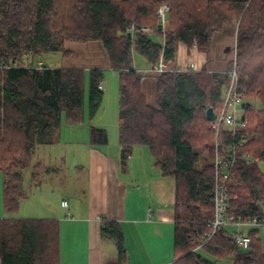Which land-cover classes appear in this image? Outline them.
<instances>
[{
  "label": "trees",
  "instance_id": "16d2710c",
  "mask_svg": "<svg viewBox=\"0 0 264 264\" xmlns=\"http://www.w3.org/2000/svg\"><path fill=\"white\" fill-rule=\"evenodd\" d=\"M164 1L170 9L162 31L157 11ZM234 22L236 46L226 51L230 59L225 70L158 73L155 104L148 103L142 75L134 66V50L152 66L161 56L173 61L180 44L195 47L210 60L216 37ZM132 25L136 26L133 30ZM144 26L153 33L139 31ZM66 41H100L119 74L122 165L135 146L146 145L161 173L174 178L175 259L171 264H215L197 252L200 247L216 258L231 257L232 264H264L258 237L264 227L247 232L251 244L246 250L235 242L237 230L231 232L227 226L202 243L209 228L206 220L214 213L217 150L206 110L221 108L234 56L247 123L236 129L225 124L219 131L218 149L235 152L228 212L264 218V171L258 161L246 157L249 154L264 162V0H0V172L8 213L0 217L1 264H60L59 221L12 214L26 193L23 172L33 166L36 147L59 141L63 124L84 122L88 82L90 120L104 100V90L99 88L104 69L35 62L46 52L73 55ZM108 141L106 128L90 125L91 144ZM102 231L114 238L123 254L119 224L105 220Z\"/></svg>",
  "mask_w": 264,
  "mask_h": 264
},
{
  "label": "crops",
  "instance_id": "0c3cea01",
  "mask_svg": "<svg viewBox=\"0 0 264 264\" xmlns=\"http://www.w3.org/2000/svg\"><path fill=\"white\" fill-rule=\"evenodd\" d=\"M234 41V33H220L210 60L195 47L188 49L180 44L167 67L171 70L194 61L210 71L225 70L230 55H220L219 49ZM66 47L75 55L61 54L60 66L46 64L41 56L35 62L51 67L112 69L101 42L70 41ZM157 65L137 69L149 104H155ZM87 117L88 110L82 124L62 125L59 141L54 144L65 141L67 146L36 147L27 185L23 172L26 193L16 209V217L59 221L60 264H171L175 259L174 178L161 173L148 146L146 150L135 146L124 166L120 143L91 144ZM64 185H68V193L63 191ZM33 197L39 199L34 206L24 204ZM64 199L68 206L62 204ZM105 220L117 222L123 232L125 251L121 255L114 238L102 231Z\"/></svg>",
  "mask_w": 264,
  "mask_h": 264
},
{
  "label": "built area",
  "instance_id": "2783aa9c",
  "mask_svg": "<svg viewBox=\"0 0 264 264\" xmlns=\"http://www.w3.org/2000/svg\"><path fill=\"white\" fill-rule=\"evenodd\" d=\"M170 9L168 2L164 1L158 8V23L162 31L166 30L167 14ZM131 30L134 29L132 25ZM139 31L150 34L151 29L149 27H142ZM176 70L190 71L199 69L198 65L191 61L187 65H181L175 68ZM157 72L169 70L167 62L163 60L162 56L156 67ZM230 80L222 92V105L218 111H215V116L210 120V125L216 133V153L214 157L215 167V180H214V213L213 216L206 220V224L209 227L208 230L202 237V243L207 242L212 238L215 231L224 226H235L237 227V233L234 235L235 242L241 249H248L251 244V236L241 230V227H264V218L259 216H244L243 214L235 215L228 212L230 196L228 194V181L232 177V169L235 162L234 150L229 151L227 154L218 149L219 145V131L220 128L227 124L233 129L245 126L247 119L243 117L244 93L239 87V73L235 63L232 68L229 69ZM99 88L102 89V82L99 83ZM231 150V149H230ZM247 159L259 161L258 157H252L246 154ZM64 206H68L66 199L62 200Z\"/></svg>",
  "mask_w": 264,
  "mask_h": 264
},
{
  "label": "rangeland",
  "instance_id": "374dc122",
  "mask_svg": "<svg viewBox=\"0 0 264 264\" xmlns=\"http://www.w3.org/2000/svg\"><path fill=\"white\" fill-rule=\"evenodd\" d=\"M236 29H237V22H234V24H232L230 27H228L227 30L222 32V33H226V32L234 33L235 41H234V43L230 44V48L232 46H236V31H237ZM152 32H153V30H151V33ZM67 42H70V41H66V43ZM72 42L87 43V42H80V41H72ZM88 42H90V41H88ZM98 42H100V41H98ZM66 43H65V47H66ZM68 50H70V49H68ZM219 50H220V55L226 54L225 48H221ZM230 51H231V49H230ZM61 54L62 53H60L59 51L46 52V53L41 54V57L45 60L46 64H48V65L60 66L62 63ZM73 55H75V52ZM73 55H67V56H73ZM133 55H134V66H135V68L144 69L145 67L149 66L150 62L147 60V58L143 54L134 50ZM227 55H229V53H227ZM36 59H37V57H36ZM150 66H152V65L150 64ZM204 69H206V71H210L207 69L206 65H204L201 68L199 67V69H197V71H199V70L203 71ZM89 70L90 69H88V71ZM173 70H175V69H173ZM88 85H89V82L86 85V93H85L86 110H88V106H89V86ZM103 85H104V89H105L104 90L103 103L100 106V108H99L98 112L96 113V115L94 116V118L92 120H90L89 115H88L85 122H86L87 126H90L91 124H95L97 126L107 128L108 136H109L108 146H118V144H119V132H118V127L116 125V122H117V117H118L119 74L115 69H113V68L112 69L111 68H105L104 69ZM189 128H191V125ZM65 145H66L65 141H63L60 144L59 143H57V144H41L39 146H65ZM138 146H140V148H144V149L147 148L146 145H138ZM142 146H144V147H142ZM34 160H35V157L32 158V162ZM258 162H259V166L264 171V162L260 161V160ZM202 165H203V161L201 160V162L199 163V166H202ZM30 170L31 169L27 168L24 171V182L26 185L30 180V176H29ZM168 180H171L173 182V179L170 177ZM167 186H169V188H170V183H167ZM67 187H68V185L63 186V188H64L63 191L66 193H68ZM2 191H3V173L0 172V217L4 216V214H6V210H5L4 205H3ZM166 194L168 195L167 191H166ZM32 200H26V201H24V204H30L31 206H34L35 202H38L39 199H36V197H33ZM27 202H29V203H27ZM23 206L24 207H22V208H25L26 205H23ZM205 212H206V210H205ZM7 215H8V213H7ZM13 215L16 217V212ZM252 228H254V227L243 226V227H241V230H243L244 232H249L250 229H252ZM227 229H229V231L233 232L234 230H237V227L230 225V226H227ZM258 237L262 242V249L264 250V228L261 229ZM197 252L199 254L203 255L204 257H206L207 259H209V261L214 262L215 264H232V258L231 257L216 258L214 255L208 253L204 248H201V247L197 249Z\"/></svg>",
  "mask_w": 264,
  "mask_h": 264
},
{
  "label": "water",
  "instance_id": "95a60500",
  "mask_svg": "<svg viewBox=\"0 0 264 264\" xmlns=\"http://www.w3.org/2000/svg\"><path fill=\"white\" fill-rule=\"evenodd\" d=\"M230 49V46H227L226 47V51H228ZM215 116V112H214V108L213 107H208L207 110H206V118L208 120H212Z\"/></svg>",
  "mask_w": 264,
  "mask_h": 264
},
{
  "label": "bare ground",
  "instance_id": "6f19581e",
  "mask_svg": "<svg viewBox=\"0 0 264 264\" xmlns=\"http://www.w3.org/2000/svg\"><path fill=\"white\" fill-rule=\"evenodd\" d=\"M168 15V14H167ZM166 24H167V22H166ZM134 25V24H133ZM167 26V25H166ZM136 27V26H135ZM134 27V28H135ZM153 33V32H152ZM165 33V32H164ZM163 36V35H162ZM166 36V35H165ZM164 40V39H163ZM234 48V47H233ZM234 51V50H233ZM235 52H236V49H235ZM234 53V52H233ZM236 54V53H235ZM236 57V56H235ZM162 58H163V56H162ZM164 60V59H163ZM234 60V59H233ZM200 67V66H199ZM201 68V67H200ZM167 71V70H166ZM194 71V70H193ZM197 71V70H196ZM239 73V72H238ZM239 81H240V79H239ZM103 89V88H102ZM242 91V90H241ZM243 93H244V91H243ZM225 125V124H224ZM235 159V158H234ZM233 171V170H232Z\"/></svg>",
  "mask_w": 264,
  "mask_h": 264
}]
</instances>
